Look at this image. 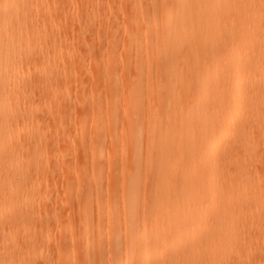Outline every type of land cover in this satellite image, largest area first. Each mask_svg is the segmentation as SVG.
I'll list each match as a JSON object with an SVG mask.
<instances>
[{
	"label": "bare ground",
	"instance_id": "bare-ground-1",
	"mask_svg": "<svg viewBox=\"0 0 264 264\" xmlns=\"http://www.w3.org/2000/svg\"><path fill=\"white\" fill-rule=\"evenodd\" d=\"M44 1L0 0V259L13 256L16 264H33L36 261L35 254L32 253L33 256L30 252V245H33L36 234L27 238L30 232L25 233L32 228L35 219L25 217L19 220L13 216L14 210L28 201L27 198L24 200L21 194L23 186L28 185L27 174L33 171L32 168L43 165L41 154L32 162L22 161V156L31 151L34 145L45 143L42 128L48 117L41 113L40 107L34 102L48 104L52 101L53 97L45 83H51L57 71L63 72L69 68L66 63L55 69L49 64L43 65L42 69L37 66L42 57L46 61L51 59L45 48L37 45L44 38V34L53 31L60 38L67 36L58 25L51 24L58 12L57 7L49 6L38 12L33 11L34 7H39ZM130 1L133 8H138L142 15L133 20L132 41L140 43L139 30L154 25L157 22L155 16H158L162 31L151 52L156 59L160 56L166 59L162 70L153 74V81L146 90L144 105L141 104V82L130 84L129 88H124L122 92L127 103L124 123L129 142L123 150V156L127 157L131 173L124 179L123 165L120 169H111L114 174L112 185L119 183L125 189L120 197V213L113 217L116 221L111 233H108L111 236L108 238L106 235L105 245L99 246L95 259L87 257L82 264H101L99 252L110 248L119 250L124 262L139 251L140 264L158 263L161 250H156L155 258L151 260L148 257L151 247L149 248L147 235L142 229L136 228L138 220L142 221L144 218V208L135 207L140 194L142 195L141 189L146 190L155 184L151 195L154 205L151 217L152 252L162 246L157 243L158 246L156 240L164 237L167 240L169 257L176 258L181 254V250H184L181 248L184 241L178 236L179 232L187 228L189 230L186 236L192 241L193 248L196 247L198 256L203 250L202 243L209 237L216 235L224 238L234 237L237 240L242 226L230 220L232 217H240L241 214L232 208L229 201H216L224 196L227 190L224 186L210 183L209 179L218 155L217 145L223 143L228 146L235 139L229 137L225 130L215 129L217 125L226 122L243 127L247 114L250 118L255 117L258 122L264 121V115L260 114L264 104L254 108L248 96V81L246 82L240 73L253 59V56L246 54L248 48L254 46L253 51L258 52L264 45V0ZM34 4L36 6H33ZM145 7L153 12V20H143ZM229 46L232 47L230 51ZM227 51L229 55L235 54L236 51L245 55L242 59L233 60L221 68V56ZM98 67L92 71L95 81H100L99 76L103 77V73L110 71L108 68ZM108 86L112 87L113 83L109 82ZM97 88L95 95L98 93ZM255 98L258 102L261 99L260 94ZM58 103L56 102L55 113L57 110L56 117L60 118L62 105L59 106ZM141 108L144 110L139 111ZM83 110L85 111L84 108ZM218 110L222 111L220 118L217 115ZM86 113L88 112L85 111ZM89 113L94 117L91 130H81L80 135L90 137L95 143L103 137V112L99 102L96 101ZM116 122L117 118L113 117L112 123ZM58 123L59 129L61 123ZM31 130L33 132H30ZM62 130L60 129L61 132ZM59 134L57 133L58 137ZM64 135L59 140H63L66 136ZM80 149L78 154L82 153L81 151L85 154L86 149L81 146ZM90 150L94 152L95 148L90 147ZM240 152H243V149ZM201 155L204 159L201 160L202 164L197 166ZM81 156L83 155H80L78 161H81ZM196 166L204 172V180H196L190 176ZM147 168L154 170V181L148 175H140ZM90 181L94 186L97 184L93 177L81 182L86 185ZM206 181L210 183L206 192L209 213H199L200 200L204 199V194L200 196L199 204H195L193 210L179 205V193L177 195L176 191L181 190L180 199L185 202L188 201L191 190L189 186H201ZM235 185L241 187L239 181L235 182ZM252 189L251 187L250 191ZM252 195L254 208L250 215H260L264 200L254 191ZM192 197L198 199L197 195ZM239 201H244L241 195ZM87 213H90L89 210L83 211V215L86 216ZM188 213L191 217L183 218L187 217ZM80 218L82 227L79 233L84 250H88L89 218ZM214 221L218 224L220 221V226L208 229ZM22 222L25 225L18 228ZM41 222L40 229L43 226L45 228L47 222ZM98 235L102 237L103 233L99 232ZM21 236L27 239H21ZM31 237H35L32 242ZM39 239L46 240V236H39ZM45 240L42 242L47 243ZM35 246L34 244L31 248ZM222 247L227 251L235 250L230 242L224 243ZM45 256L47 258V255ZM38 257L39 255L38 261H42L40 257L43 255ZM50 259L46 261L50 262Z\"/></svg>",
	"mask_w": 264,
	"mask_h": 264
},
{
	"label": "rangeland",
	"instance_id": "rangeland-1",
	"mask_svg": "<svg viewBox=\"0 0 264 264\" xmlns=\"http://www.w3.org/2000/svg\"><path fill=\"white\" fill-rule=\"evenodd\" d=\"M49 6L58 8L51 24L58 25L67 36L60 38L53 31H47L37 45L45 48L51 59L46 61L42 57L37 62V66L42 69L43 65L49 64L55 69L66 63L69 68L65 70L67 72L57 71L53 81L45 83L53 97L52 101L48 104L34 102L40 107L41 113L48 117H45L47 122L44 121L45 125L43 124L42 128L45 143L34 145L31 151L22 156V161L32 162L41 154L43 165L32 168L33 171L27 174L28 185L23 186L21 194L24 200L27 198L28 201L23 206L17 207L13 216L19 220L25 217L35 219L32 228L25 232H30L29 235L26 234L27 238L36 234V239L33 241V245L36 246L31 248L33 245H30V252L35 254L36 259L33 264L38 261L37 255L39 257L43 255L40 257L42 261L39 259L37 264L41 262L42 264H82L87 257L95 259L99 246L105 245L106 235L108 238L111 236L108 233H111L116 221L113 217L120 213V197L125 189L119 183L112 185L114 174L111 169H120L123 165L124 179H127L131 173L127 157L123 156V150L127 148L129 142L124 123L127 103L122 92L124 88L128 89L130 84L141 82L143 87L141 104L144 105L146 90L153 81V74L162 70L166 58L160 56L156 59L151 52L162 31L158 16H155L157 22L154 25L139 30L140 43L132 41L133 20L142 15L138 8H133L130 0H45L39 7H34L33 11L38 12ZM144 12L143 20H153L154 15L149 8L145 7ZM231 48L229 46L228 51ZM260 48L258 52L253 51L254 46L248 48L246 54L253 56V59L248 67L240 71L246 82L248 81V96L255 109L256 106L264 104V45ZM228 51L221 56V68L233 60L242 59L245 55L237 51L229 55ZM97 66L101 69H110L103 73V77L99 76L100 81L99 79L95 81L92 74ZM109 82L113 83L112 87L108 86ZM258 94L261 99L257 102L255 96ZM96 101L99 102L103 112L101 119L103 137L93 143L90 137L80 135V131L91 130L94 117L89 112ZM56 102H59V106L62 105L60 118H57V110L55 113ZM83 108L89 113L88 118V113L85 114ZM143 110L144 108H141L139 111ZM221 114L222 111L218 110L219 118ZM260 114L264 115V108ZM249 116L247 114L243 127L229 122L216 126V131L225 130L227 135L235 140L228 146L223 143L217 145L218 155L209 178L210 183L224 186L227 190L225 195L217 198L216 201H229L232 208L241 214L240 217H232L230 220L242 226L237 240L234 237L224 238L216 235L209 237L202 243L203 250L198 256L196 247L193 248L192 241L186 236L189 230L187 228L179 232L178 236L184 241V246L181 247L184 250H181V254L176 258L169 257L167 240L164 237L156 240V244L162 246L152 252L151 217L154 205L151 195L153 188L156 187L155 184L146 190L141 189L142 195L140 194L135 207L144 208V218L142 221L138 220L136 228L142 229L147 235L149 248L151 247L148 257L152 260L155 258L156 250L158 252L161 250V258L157 264H264V206L260 215H250L254 208L253 191L260 194L264 200V121L258 122L255 117ZM113 117L117 118L116 123H112ZM58 121L64 130L60 127L58 129L60 125L57 124ZM63 135L65 136L63 140H59ZM79 145L82 149L83 147L86 149L85 154L83 151L79 153L85 156L84 158L81 156V161H78L80 158L78 152L81 150ZM90 147H94L95 151H91ZM241 149L243 152H240ZM202 159H204L203 155L199 157L197 166L202 164ZM197 166L190 176L195 177L196 180H204V172L197 169ZM148 169L142 171L140 175L142 177L148 175L154 181L155 172ZM91 177L96 180L95 186L92 184L93 180L82 185L84 179ZM237 181L241 183L240 188L235 187ZM210 183L206 181L201 186H189L191 190L188 201L185 202L180 199L181 190L176 191L177 195L179 193V205L193 210L194 205L199 204L200 196L204 194V199L200 200L199 213L200 215L209 213L206 192ZM251 187L252 191H250ZM192 195H197L198 199H194ZM240 195L244 198L243 202L239 201ZM84 210H89L90 213L85 216ZM80 217L89 218L88 250H84L79 233L82 227ZM189 217L191 215L188 213L187 217L183 218ZM41 220H44L43 223L47 222L45 228L43 226L44 229H40ZM23 223H20L18 228L24 226ZM217 224L218 222L214 221L212 227L208 229L218 228L220 221ZM38 231L40 233L37 234ZM99 232L104 236L100 237ZM22 236L24 237L25 234ZM22 236L21 239H24ZM39 236L41 238L46 236L47 243L42 242L45 239L40 241ZM34 238L31 237V242ZM36 241L38 242L35 243ZM226 242L233 244L235 250H224L222 245ZM99 253L101 264H140L139 251H136L127 262L123 261L122 254L117 249H103ZM45 258H51L50 262L47 260L48 263ZM0 264L16 263L11 256L0 259Z\"/></svg>",
	"mask_w": 264,
	"mask_h": 264
}]
</instances>
